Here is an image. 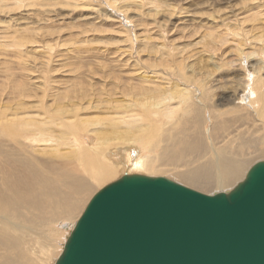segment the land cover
Returning a JSON list of instances; mask_svg holds the SVG:
<instances>
[{"label": "rangeland", "instance_id": "rangeland-1", "mask_svg": "<svg viewBox=\"0 0 264 264\" xmlns=\"http://www.w3.org/2000/svg\"><path fill=\"white\" fill-rule=\"evenodd\" d=\"M111 4H113L112 7ZM263 11L264 0H0V114L2 117L8 116L9 122L24 114L41 119L38 116L41 109H49L51 115L61 111L64 116H67L65 121H61L70 126L69 116L75 109H78V117L84 122L87 119H100L99 122L87 124L86 129L83 128L86 130L85 133L84 130L79 133V137L83 141L86 140L90 147L92 142L96 143V139L98 140L95 131L102 135H108L110 124L119 122L117 118L125 115L124 113L127 115L132 113L130 97H122L117 104L113 97H105V95L111 94V89L105 93L99 92L106 86L110 88L112 75L121 76V83L128 80V86L136 84L137 78L141 75L157 76L164 84L165 81L161 79L170 78L169 74L176 73L177 67L180 65V68H184L187 72V77L194 81H207L213 89L219 88L214 98L206 100L207 113L211 111L212 105L217 104V108L214 109L218 112L234 109V113L221 117L227 118V122L231 120L230 125L228 123L226 126L224 125L228 134L226 131L223 133L216 131V136L220 139L224 136V141L232 138L235 140L238 136L240 141H246L250 137L251 140H254L259 132L258 135H254L257 132H255V126H252L253 118L241 108L232 107L231 102H221L223 106L219 107L221 105L219 98L227 93L233 94L235 90L244 89L246 84L242 81L249 80L251 83V79H248L247 75L253 76L251 71L253 68L259 70L255 76L264 77V69H262L264 68ZM125 63H128L127 67H120ZM147 65L160 67L153 68ZM90 70H95L96 73V78L93 81L97 82V79L101 78L104 86H101L100 89L91 88L88 90L86 89L88 87L84 85L81 92L78 83H75L74 86L70 79L72 80L74 77L91 79ZM62 83H66V85ZM195 87H197L196 83ZM65 88L70 90V96L67 95L60 103L58 100H54L56 96L66 94ZM141 91L133 89L134 93ZM20 92L25 95L19 97ZM242 92L244 93H240V96L243 95L245 100L248 99L249 96L245 90ZM199 93L200 91L197 95ZM133 99L135 102L138 101L137 98ZM148 99H142V101L147 102ZM236 99L235 97V103L238 102L241 105V101ZM22 104L29 108L25 109L27 112L20 111ZM114 106L117 108H113ZM243 109L245 108L243 107ZM190 115L192 116V114ZM174 116L175 118H185L186 115H183L180 110ZM154 117H152L154 121L165 125L159 129L158 136L162 137V133L165 131H169V135H174L176 131L172 130L174 129L170 125L172 123L167 124L166 121L169 118L165 117L164 113L159 117ZM200 123L197 120L192 122L189 129L192 137L201 126ZM142 124L145 123L139 122L138 127ZM253 124L259 125L260 123L253 122ZM134 126L137 127L136 124ZM208 127L210 128V126ZM119 129L125 130L123 126H119ZM231 132H233V136H231ZM234 132H239V134ZM243 135H246V138ZM88 136H92L94 141L87 140ZM242 137L245 139L243 140ZM113 138L115 135L111 139L112 142ZM240 141L237 142L236 139L234 145ZM11 146H13L11 139L0 132V167L6 157L12 153H18L14 148L6 154L3 148ZM129 146L130 144L119 145L118 148L124 150ZM162 146L163 143H160V148L158 147L156 153L160 152L159 149L161 150ZM131 147L136 149L142 160L148 161L152 157L151 153L139 150L138 144H133ZM32 148L42 153L45 147L39 144V147L32 146ZM64 149L66 147H60V150ZM257 150L255 148L251 151L247 150V154L253 157H248L246 154V157L250 159V161L247 159V162L251 163L249 168L252 164L264 161L260 158L259 153L256 155ZM49 151L45 148L44 155ZM64 152L66 151H62V153ZM257 157L259 158L257 159ZM36 160L47 162L38 158ZM156 164H159L158 161ZM166 167L163 169L165 168L169 172L165 171L163 174L146 171L137 174L147 177H164L176 182L174 175L178 171L170 166ZM122 175L119 173L107 182L93 184V190L89 193L85 204L87 205L97 191ZM228 190L219 189L216 191L214 189L208 193L197 192L211 195ZM85 206L68 221L57 224L23 225L29 229L38 226L39 231L42 232L56 230L61 233L54 241L47 244L46 255L39 257L38 253V257L35 258V255L32 254L37 262L54 264L61 254L65 238L69 235ZM69 225L72 226L67 228ZM17 236L21 235L17 234Z\"/></svg>", "mask_w": 264, "mask_h": 264}, {"label": "bare ground", "instance_id": "bare-ground-1", "mask_svg": "<svg viewBox=\"0 0 264 264\" xmlns=\"http://www.w3.org/2000/svg\"><path fill=\"white\" fill-rule=\"evenodd\" d=\"M127 65L128 63L121 64L120 67H127ZM147 66L160 67L158 65ZM177 68L176 73L169 74L170 78L161 79L165 81L164 84L157 76L141 75L137 78L136 84L128 86V80L121 83V76L112 75L110 88L106 86L99 92L105 93L111 89V94L105 95V97H113L117 104L122 97H130L132 113L127 115L121 112L125 115L117 118L119 122L110 124L111 128H108L110 131L108 135H102L95 131L98 138L96 143L92 142V140L94 141L92 136H88L86 139L92 142L90 147L86 140L83 141L79 137V133L84 130V127L86 129L87 124L99 122L100 119H87L84 122L78 117V109H75L69 116L70 126L62 122L66 120L67 116H64L61 111L51 115L49 109H41L38 115L41 119L24 114L9 122L8 116L2 117L0 114V132L11 139L13 143V146L3 148V150L6 154L14 148L18 152L6 157L5 162L0 167V264H40L35 260L38 257L37 254L39 253V257L44 255L48 251L47 244L54 241L61 233L56 232V230L42 232L39 231L38 226L29 229L23 225L57 224L71 220L86 205V199L95 184L107 182L119 173L137 174L146 171L163 174L166 171L163 167L170 166L178 171L174 175L177 183L187 188L208 193L214 189L216 191L219 189L228 190L243 178L251 164L247 162L250 161L248 157L253 158L247 154V150L258 149L257 154L254 153L256 155L259 153L260 158L264 159L262 158L264 157V77L255 76L259 70L253 68L251 70L253 76L247 75V78L251 79V83L249 80L242 81L246 85L244 89H241L245 90L249 96L248 99L245 100L243 95L240 96V93H244L241 89L235 90L233 94L225 93L226 95L219 98L220 104L221 102H231L232 107L244 110L254 120H252V126H255L257 130H255L257 134L254 135H258L259 132L254 140H251L250 137L248 138L250 140L240 141L239 136L235 137L237 142H240L234 145L236 139L226 138L227 140L224 141V136L220 139L215 133L216 131L218 133L219 131L221 133L226 131L225 126L231 120L227 122V118L221 117L234 113V109L218 112L214 109L217 108V104L212 105L211 108L214 110L211 109L207 113L205 106L206 100L214 98L219 88L213 89L207 81H194V79L186 76L187 72L184 68H180V65ZM63 74L65 75V73ZM89 76L91 79L74 77L72 80L70 79L71 84L75 86V83H78L81 92L84 85L88 87L86 88L88 90L91 88L100 89L101 86H104L101 78L97 79V82L93 81L96 78L95 70H90ZM195 83L197 87H195ZM62 84L66 85V83ZM159 84L162 85L159 86ZM133 89L142 91L134 93ZM64 90L66 94L56 96L54 100H58L60 103L67 95L70 96V90L68 91L67 88ZM198 91H200L199 95H197ZM23 95L25 94L20 92L19 97ZM235 97L236 100L241 101V105L238 102L235 103ZM133 98H137L138 101L135 102ZM146 98H149L147 102L142 101ZM20 107H22L21 112L29 109L24 104ZM113 108H117V106ZM180 110H182L183 115H186L185 118H175L174 115ZM162 113L169 118L166 121L167 124L172 123L170 124L174 128L172 130L176 131L174 135H169V131H165L162 133V137L158 136L159 129L165 125L154 121L152 117H159ZM195 120L201 122V126L198 127L197 131L194 132L195 136L192 137L189 129ZM139 122L145 124L138 127ZM253 122L260 124L255 125ZM119 126H123L125 130L121 131ZM226 133L228 134L227 131ZM231 133L233 136V132ZM235 134H239V132ZM114 135L115 138L112 142L111 139ZM245 136L243 135V137ZM243 137L244 140L246 137ZM228 138L230 137L228 136ZM160 143H163V146L161 150L159 149L160 152L156 153L158 147L160 148ZM39 144L50 151L44 155L45 148H43L42 153L32 148V146L39 147ZM118 144L121 146L130 144V146L122 150L123 148H118ZM133 144H138L139 150L151 153L150 160L148 158V161L142 160L136 149L131 147ZM60 147H66V149L60 150ZM62 151L66 152L62 153ZM37 158L47 162L36 160ZM49 161L51 162L49 163ZM70 226L72 225L67 226V228ZM17 234L21 236H17ZM32 254L35 255V258Z\"/></svg>", "mask_w": 264, "mask_h": 264}, {"label": "water", "instance_id": "water-1", "mask_svg": "<svg viewBox=\"0 0 264 264\" xmlns=\"http://www.w3.org/2000/svg\"><path fill=\"white\" fill-rule=\"evenodd\" d=\"M54 264H264V161L211 195L123 173L92 196Z\"/></svg>", "mask_w": 264, "mask_h": 264}]
</instances>
